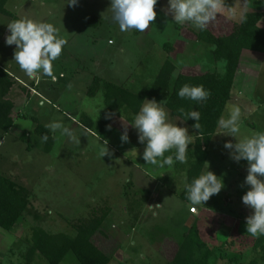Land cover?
I'll list each match as a JSON object with an SVG mask.
<instances>
[{"label":"rangeland","instance_id":"obj_1","mask_svg":"<svg viewBox=\"0 0 264 264\" xmlns=\"http://www.w3.org/2000/svg\"><path fill=\"white\" fill-rule=\"evenodd\" d=\"M223 2L225 10L207 28L214 29L218 36L230 34L232 24L245 13H264V0ZM166 7L167 0H159L157 19L149 29L129 33L121 32L111 22L110 0H79L75 7L66 6L65 0H9L6 10L12 15L54 24L67 43L53 62L56 79L41 75L32 81L14 62L16 46L0 42V67L14 78L26 77L24 84L37 87L40 95L30 98L29 93H36L14 79L7 97L14 106L15 126L9 134L0 131V175L16 179L31 191V198L28 212L17 227L10 233L0 231V264H26L23 257L33 228L51 235L74 236L75 224L100 218L103 210L108 216L93 241L111 258L110 264H168L195 222L214 248L213 264H247L249 251L240 255L238 248L226 244L232 231L250 240L255 238L246 232L245 218L251 210L242 203L248 191L244 185L248 164L233 161L224 148L226 142L235 143V138L215 135L208 148L209 170L223 178L224 189L204 205L185 206L178 198L185 189L181 175L187 180V168L195 158L175 162L171 168L146 164L142 159L145 145L138 142L130 124L129 142L120 139L124 121L130 123L133 116L122 109L109 120L103 91L94 98L87 96L94 77L139 94L150 88L167 61L176 66L175 77L224 75L225 64H216L212 59L214 48L197 42L194 32L198 29L185 24L182 26L186 28L178 30L180 25L166 14ZM90 16L98 18L97 27L87 26ZM10 22V18L0 15V41L9 34ZM167 43L174 45L171 54L163 48ZM245 55L256 60L252 65L243 64L253 70L244 71L251 76L250 89L243 93L244 87L238 83L233 86L226 117L232 105H239L241 133L251 136L264 132V56L251 52ZM61 73L70 81L68 85L57 82ZM84 116L91 120L93 130L82 125ZM170 117L173 122L179 120ZM53 120L70 127L78 142L57 132L48 154L45 141L35 129ZM100 122H107L101 133ZM177 123L193 135L189 145L192 151L195 133L182 121ZM24 133L26 141L21 138ZM107 147L110 154L104 157L102 152ZM133 148L138 156L129 153ZM181 167L185 170H179ZM155 205L160 207H152ZM192 208L197 210L194 217L189 214ZM31 264L49 263L36 255ZM62 264L79 263L70 253Z\"/></svg>","mask_w":264,"mask_h":264},{"label":"trees","instance_id":"obj_2","mask_svg":"<svg viewBox=\"0 0 264 264\" xmlns=\"http://www.w3.org/2000/svg\"><path fill=\"white\" fill-rule=\"evenodd\" d=\"M8 2L9 0H0V15L8 17L12 21L19 19L6 10ZM263 21V12H247L243 15V19L232 24L231 32L228 35L218 36L210 29L194 32L197 42L214 48L212 59L216 64H225L224 75L216 73H203L196 76L178 74L175 77L176 66L171 61H167L150 88L139 94H133L119 85L94 77L87 96L94 98L100 90L103 91L104 103L107 108L106 116L109 114L114 116L122 109L133 116L138 112L142 101L146 98L155 99L158 102L165 101V107L170 115L177 119L181 118L180 108L186 112L199 111L201 116L199 130L193 127L196 121H182L195 133L193 150L187 153V159L195 158V161L187 168L186 181L190 183L193 178L204 171L209 160L208 148L213 136L217 133V121L224 115L226 107L231 101V93L242 52L246 50L264 55ZM98 24V18L95 16H90L87 19L88 27H97ZM177 28L181 30L186 26L180 25ZM163 48L168 54L175 51L174 45L171 43L165 44ZM61 74L57 82L61 81L68 85L70 81L64 73ZM184 84L203 85L210 95L203 102L181 99L177 92ZM13 86V76L0 67V131L5 134H9L15 126L12 119L14 106L7 100ZM82 125L93 130V124L86 116L83 117ZM106 126L107 122H100L99 133L103 132ZM35 131L36 135L40 137L48 136L47 141H45V152L51 153L54 144L53 133L42 125H38ZM26 137L25 133L21 136L24 141H26ZM241 162L247 163V161ZM30 198L31 191L21 186L16 179L0 175V230L10 233L17 227L19 221L28 212ZM179 198L187 201L185 189ZM107 216L108 211L103 210L100 218L75 224L72 227L74 236L62 233L51 235L40 228H33L31 238L27 241L28 250L23 257L25 263L31 264L33 257L40 255L49 264H62L67 255L72 253L79 264H110L111 258L93 241L100 232ZM207 241L204 239L199 224L195 222L179 245L174 259L168 264H213L214 248ZM227 243L238 248L240 255L249 251L247 264H264V236L250 240L239 231H232ZM233 262L231 261V264Z\"/></svg>","mask_w":264,"mask_h":264},{"label":"clouds","instance_id":"obj_3","mask_svg":"<svg viewBox=\"0 0 264 264\" xmlns=\"http://www.w3.org/2000/svg\"><path fill=\"white\" fill-rule=\"evenodd\" d=\"M79 0H65L66 6L75 7ZM159 0H110L111 22L118 25L121 32H145L152 22L157 19L156 6ZM225 10L223 0H167L166 14L177 25L190 24L198 30L204 31L209 24L216 20L217 14ZM232 12L231 9H228ZM235 15V13H233ZM243 19V16H241ZM9 34L5 37L7 46L15 45L14 62L24 72L28 79L39 80L40 76L53 75V62L63 52L67 41L59 35V29L45 20H34L23 17L7 24ZM181 99L196 102L206 101L210 93L203 85L184 84L177 92ZM181 118L178 121L194 120L193 127L200 129L201 116L199 111H185L179 109ZM113 114L106 118L111 119ZM242 110L239 105H232L227 115L221 116L217 121V135L235 138L224 144L229 150L230 158L239 163L247 161V175L244 185L248 191L242 196V203L251 210L245 218L246 232L253 237L264 236V132L251 136L241 133ZM124 121V119H122ZM177 121V122H178ZM173 122L165 101L144 99L130 123L124 121L121 142H129L128 125L136 131L138 142L145 145L142 159L146 164L165 166L171 168L175 162L185 163L189 145H192L193 135L189 134L187 127L179 126ZM53 134L59 132L73 141H77L74 131L63 121L53 120L45 125ZM216 135V136H217ZM48 136L41 137L47 141ZM78 142V141H77ZM129 153L138 151L133 148ZM168 153V155H166ZM109 150L102 152L105 157ZM127 154V153H126ZM186 200L191 206L204 205L211 197L219 194L225 185L222 177L213 171H202L191 182L185 185ZM152 207H160L155 205Z\"/></svg>","mask_w":264,"mask_h":264},{"label":"crops","instance_id":"obj_4","mask_svg":"<svg viewBox=\"0 0 264 264\" xmlns=\"http://www.w3.org/2000/svg\"><path fill=\"white\" fill-rule=\"evenodd\" d=\"M225 16V15H224ZM237 22V21H236ZM214 29H212V31H213ZM7 36V35H6ZM5 36V37H6ZM5 37H4V39H1V43L2 42H4L5 41ZM246 52H250V51H243L242 52V55H241V60H240V64H239V67H238V70H237V74H236V77H235V81H234V86H235V84H239V85H241L242 87H244V89H243V93H244V91H246V90H249L250 89V85H249V80H250V78H251V76L249 75V74H245V72L244 71H253L252 69H250L248 66L247 67H243V64H250V65H252V63H255V59H254V57H252V55H245V53ZM251 53H255V52H251ZM256 54H260V53H256ZM260 55H263V54H260ZM264 56V55H263ZM263 58V64H264V57H262ZM14 78V77H13ZM28 78V77H27ZM18 83H20L21 85H23L24 86V88H30V87H28V86H26V84H24L25 82V79H26V77L25 78H22V76L20 77H16V78H14ZM32 81H33V79H32ZM30 91H33V92H35L36 93V88L33 86V87H31L30 88ZM247 92V91H246ZM29 96H30V98H36V96L38 97V96H40V95H38V93H36V94H32L31 95V93H29ZM230 103V102H229ZM227 108V107H226ZM223 116H225L226 117V110H225V113H224V115ZM215 135H217V133L215 134ZM215 135L213 136V138L215 137ZM213 141V140H212ZM212 143V142H211ZM206 165H207V163H206ZM206 167V166H205ZM179 170H184V168H182L181 167V169H179ZM204 170H205V168H204ZM181 178L184 180L182 183H183V186L185 185V183L187 182L185 179H184V174L183 175H181ZM173 193H175V192H173ZM174 196H176V197H178V195L177 194H175ZM179 198V197H178ZM180 199V198H179ZM180 201L181 202H183L184 204L183 205H185V206H187V205H189V202L188 201H184V200H182V199H180ZM189 214H191V213H189ZM192 215V217H194L195 215H193V214H191ZM190 215V216H191ZM189 217V216H188ZM191 218V217H190ZM183 221V220H182ZM1 231V230H0ZM189 232V231H188ZM163 242H165V240L163 241ZM168 242V241H167ZM167 242H166V244H167ZM179 247V246H178ZM171 262V261H170Z\"/></svg>","mask_w":264,"mask_h":264},{"label":"built area","instance_id":"obj_5","mask_svg":"<svg viewBox=\"0 0 264 264\" xmlns=\"http://www.w3.org/2000/svg\"><path fill=\"white\" fill-rule=\"evenodd\" d=\"M190 213L193 215L197 214V210L195 208L190 209Z\"/></svg>","mask_w":264,"mask_h":264}]
</instances>
